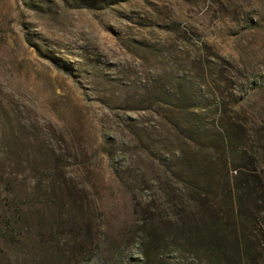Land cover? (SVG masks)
I'll list each match as a JSON object with an SVG mask.
<instances>
[{
  "label": "rangeland",
  "instance_id": "374dc122",
  "mask_svg": "<svg viewBox=\"0 0 264 264\" xmlns=\"http://www.w3.org/2000/svg\"><path fill=\"white\" fill-rule=\"evenodd\" d=\"M79 1L0 0V264H184L137 241L178 160L155 87L203 70L206 118L264 131V0Z\"/></svg>",
  "mask_w": 264,
  "mask_h": 264
},
{
  "label": "trees",
  "instance_id": "16d2710c",
  "mask_svg": "<svg viewBox=\"0 0 264 264\" xmlns=\"http://www.w3.org/2000/svg\"><path fill=\"white\" fill-rule=\"evenodd\" d=\"M129 1L80 0L79 4L92 9L104 3L109 8ZM208 77L201 70L198 77L181 75L175 85L155 87L153 103L169 127L163 142L178 160L167 167L172 181L158 188V199L137 217V241L152 261L167 245L184 264H264L257 158L264 153V131L254 120L248 130L251 139L245 140L242 128L224 118L228 110L217 102L213 121L206 118ZM14 141L9 118L0 126L3 154L10 155Z\"/></svg>",
  "mask_w": 264,
  "mask_h": 264
}]
</instances>
